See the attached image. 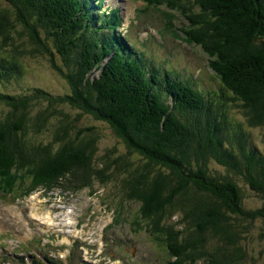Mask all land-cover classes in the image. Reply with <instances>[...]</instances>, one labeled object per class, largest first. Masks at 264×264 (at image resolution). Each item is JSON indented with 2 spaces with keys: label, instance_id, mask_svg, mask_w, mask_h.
<instances>
[{
  "label": "trees",
  "instance_id": "trees-1",
  "mask_svg": "<svg viewBox=\"0 0 264 264\" xmlns=\"http://www.w3.org/2000/svg\"><path fill=\"white\" fill-rule=\"evenodd\" d=\"M5 1L0 56L10 63L0 85L23 76L26 58L43 56L45 72L68 93L0 92V171L27 167L30 188L118 179L121 196L138 204L133 230L144 227L169 264H264L248 238L256 221L264 225V149L228 110L264 126V0H152L168 32L178 36L171 25L179 13L182 39L209 56L220 86L208 90L169 68H148L115 33L120 17L97 22L92 0ZM84 114L106 123L125 150L99 153L98 128L79 126ZM50 123L51 138H39ZM248 187L259 206L245 204Z\"/></svg>",
  "mask_w": 264,
  "mask_h": 264
},
{
  "label": "rangeland",
  "instance_id": "rangeland-1",
  "mask_svg": "<svg viewBox=\"0 0 264 264\" xmlns=\"http://www.w3.org/2000/svg\"><path fill=\"white\" fill-rule=\"evenodd\" d=\"M4 3L0 0V5ZM112 5H117L120 9L121 15L125 21V34L128 36L127 27L135 20L137 14L136 7H139L135 2L131 0H112ZM107 3H105L106 5ZM7 5V4H5ZM4 5V6H5ZM156 9L158 4L155 3ZM152 10V9H149ZM151 15L144 18L148 24L154 23L155 26H151L147 31L139 35L140 39L143 37L144 44L139 43L135 46L134 50L138 56L144 59L147 67L149 63L153 62L157 67H164L173 70V72L179 73L183 78H191L195 82L196 86L208 90L215 89L220 86L219 79L209 68V56L203 52L199 45L194 43L189 44L182 40L178 36H173L171 32L163 29L166 26L167 18L159 11L149 12ZM157 18L152 19L151 16ZM176 19L174 23L180 30L185 27L186 21L179 13H174ZM162 29V30H161ZM139 28L136 29L134 35L137 37ZM14 34V33H13ZM131 44L132 40L129 38ZM57 60L60 57L56 56ZM26 67L24 68V74L20 79L11 80L9 83L0 85V92L9 94H24L31 91V88L36 86L49 90L51 93L62 95L68 93V87L65 81L56 75L48 74L45 72L47 68H50V62L47 57H35L26 58L24 60ZM24 65V66H25ZM35 104V103H34ZM229 114L242 123L243 127H246L250 132L251 139L255 141L259 149H264V126L251 127L245 121L244 116L240 113L239 109L235 106H228ZM3 112V107H0V117ZM72 112H75L72 110ZM55 120L51 121L54 123ZM50 123L49 128L42 132L39 136L41 139L49 140L51 134L54 132L53 125ZM88 124L96 126L101 135V139L98 143L99 153L104 152L107 148L116 147L117 149L125 150L123 142L113 133L110 127L98 120H94L91 116H82L79 126L84 127ZM45 128V127H44ZM27 168V167H26ZM23 166L14 168L17 172H22L26 169ZM215 168V166H214ZM216 167L215 169H218ZM109 182L108 184H99L94 182L92 187H87L82 190L74 191L68 189V191L62 188H54L45 191L43 188L37 189L33 192L29 198L19 199L22 196L23 191L18 193V196H10L3 198L0 196V214L3 213L1 209H7L9 201H18L21 204H25L31 214H35V218L42 219L41 215H47V209H60L62 212L64 209L61 207L64 204L71 206L75 219H82L80 221V227L84 226L83 233H85V239L89 241V246L86 248L90 253L92 252V242L101 237H104L107 241V246H104V252L102 254L109 256V258H102V262L99 264H167L169 263L168 256L163 246H156V240L154 237L140 226L133 230V224L137 220L138 204L134 202L126 201L120 193V186L117 182ZM29 193V192H28ZM262 198L252 188L247 189L245 196V204L250 207L259 206ZM57 201L58 204H50L49 202ZM24 205V206H25ZM53 205V207H51ZM111 208V209H110ZM116 208V209H112ZM60 212V213H61ZM59 213V214H60ZM68 213V214H69ZM122 214L119 218L121 222L116 224L112 219L113 216ZM136 219V220H135ZM37 222V221H36ZM39 223V222H37ZM113 223L108 228V225ZM261 221H256L252 226V231L248 235L253 251L259 254V251L263 249L264 252V237L261 238V234L264 233V225L261 226ZM4 228V226L2 225ZM7 236L0 234V241L6 242L7 252L13 249L15 244L7 241ZM161 240V238H159ZM95 243V242H94ZM47 250V255H53L54 260L58 257L55 245L51 240H44L41 244ZM101 249V248H100ZM100 251V250H99ZM173 258V257H172ZM79 259V257H78ZM113 259V260H112ZM13 261V259H11ZM108 261V262H107ZM12 264V263H11ZM52 264H56L54 261ZM94 264V261H93ZM263 264V262H260Z\"/></svg>",
  "mask_w": 264,
  "mask_h": 264
},
{
  "label": "clouds",
  "instance_id": "clouds-1",
  "mask_svg": "<svg viewBox=\"0 0 264 264\" xmlns=\"http://www.w3.org/2000/svg\"><path fill=\"white\" fill-rule=\"evenodd\" d=\"M122 215V214H121ZM138 217V216H137ZM136 220V219H135ZM134 222L133 221H131V224H133ZM134 227V226H133ZM139 226L138 225H136V229L138 228ZM135 229V230H136ZM159 246H161V245H159Z\"/></svg>",
  "mask_w": 264,
  "mask_h": 264
},
{
  "label": "bare ground",
  "instance_id": "bare-ground-1",
  "mask_svg": "<svg viewBox=\"0 0 264 264\" xmlns=\"http://www.w3.org/2000/svg\"><path fill=\"white\" fill-rule=\"evenodd\" d=\"M108 262V261H107Z\"/></svg>",
  "mask_w": 264,
  "mask_h": 264
}]
</instances>
